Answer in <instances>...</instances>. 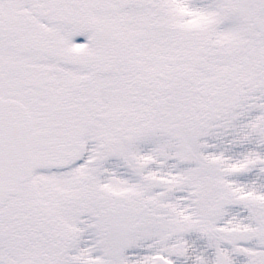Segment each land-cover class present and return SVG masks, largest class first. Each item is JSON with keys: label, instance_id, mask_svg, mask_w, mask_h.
<instances>
[{"label": "snow or ice", "instance_id": "obj_1", "mask_svg": "<svg viewBox=\"0 0 264 264\" xmlns=\"http://www.w3.org/2000/svg\"><path fill=\"white\" fill-rule=\"evenodd\" d=\"M0 264H264V0H0Z\"/></svg>", "mask_w": 264, "mask_h": 264}]
</instances>
